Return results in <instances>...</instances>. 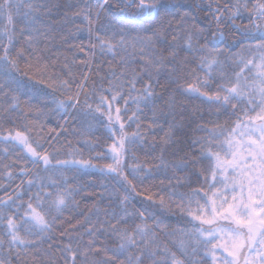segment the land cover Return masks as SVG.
I'll use <instances>...</instances> for the list:
<instances>
[{"label": "trees", "instance_id": "obj_1", "mask_svg": "<svg viewBox=\"0 0 264 264\" xmlns=\"http://www.w3.org/2000/svg\"><path fill=\"white\" fill-rule=\"evenodd\" d=\"M185 1L188 5L180 6L176 0H165L169 5L168 13L140 16L134 15V9L121 11L124 8L122 0H110L96 25L111 21L117 28L127 26L125 31L129 34L125 38L130 40L162 31L167 43L157 42L156 47L164 49L165 55L171 51L172 44L178 45L177 58L158 76L153 73L151 100H138L144 85L149 82V77L142 75L137 77V91H131V86L126 83L120 96L112 101L113 107L120 108L124 131L130 136L139 134L136 140L125 141L123 171L135 185V192L123 204L121 201L131 189L126 191L122 178L99 168L72 164H58L45 170L43 163L34 164L30 154L12 142L9 133L25 132L31 140L38 141L41 147L37 151L42 155L46 152L53 164L72 160H90L94 165L112 163L108 109L101 105V111H96V107L101 95L112 100L109 91L113 80L111 73L116 71L119 75L125 67L121 57L130 55L127 68L139 72L144 67L141 57L149 54L150 49L144 48L141 52V45L137 44L135 51L131 47L126 51L117 49L113 55L106 50L102 52L98 46L93 48L92 45H98L95 33L90 36L87 31L78 30L85 27L83 17L78 14L91 8L95 20L94 14L101 0H24V3L46 6L36 14L34 22L20 17L14 20V25H8L6 19L0 20V56L4 55L3 49L7 46L9 56L21 72L27 73L24 76L0 73V199L11 198L17 205L21 202L26 205L34 193L41 192L38 183L47 185L43 191L55 190L50 186V180L61 190L65 187L76 189L68 206L54 213L56 221L48 234L51 239L43 242L45 249L49 244L53 246L51 252L58 264H63L60 248L70 242L69 234L79 237L82 247L93 239L96 247H114L118 241L106 231L109 223L129 229L147 224L155 230L162 244L166 243L178 256L175 241L181 238L182 230L183 238L190 244L188 258L193 262L199 259L202 264H213L204 254L203 245L192 254V249L197 247L194 228L199 226V221H193L188 214V199L193 192H199L195 200L204 205V192L211 196V191H215L208 188L212 183L209 168L213 162L203 154L207 148L205 141L213 139L209 130L232 128L244 118L245 112L253 116L255 113L250 111L246 100H233L230 105L222 106L187 92L186 88L194 83L201 87L197 77L201 81L207 78L210 87H201V91L210 94L217 92L219 85L234 82L235 73L243 67L238 63V54L257 42L254 37L259 34L252 29V24L259 21L254 16L250 18L247 11L231 19V12L216 11L218 6L223 9L225 5L236 3L241 6L246 3L250 9L254 0ZM5 27L13 33L12 44L4 34ZM193 27L202 29L203 33L193 39V50L190 51L186 41L188 30ZM238 27L250 29L252 36L242 35ZM197 45H207L213 52L221 53L218 59L222 67L213 66L212 76L198 67L201 53L195 51ZM38 58L40 65L47 66L46 71L37 72ZM221 74L225 78L222 79ZM243 75L254 79L256 69L251 72L244 69ZM62 81L67 82V88L60 86ZM48 84L56 91L48 88ZM14 97L18 98L19 107H12ZM70 97L75 99L70 100ZM111 115L115 118L116 113L113 111ZM97 155L102 158L97 159ZM134 166L139 169L136 173L132 171ZM17 193H20L19 199ZM191 208L196 209L195 202ZM125 209L129 213L127 223L118 224ZM24 210L21 208V214ZM61 224L66 226L65 230L58 229ZM93 229L96 230L95 237L90 234ZM168 233H175V236ZM72 243L75 246L77 241ZM217 256H220L219 252ZM77 264H81L79 258ZM145 264L151 262L145 258ZM240 264H244L243 259Z\"/></svg>", "mask_w": 264, "mask_h": 264}, {"label": "snow or ice", "instance_id": "obj_2", "mask_svg": "<svg viewBox=\"0 0 264 264\" xmlns=\"http://www.w3.org/2000/svg\"><path fill=\"white\" fill-rule=\"evenodd\" d=\"M109 3L110 0H101L97 4L95 20L91 8L78 14L85 21V27L78 30L87 31L90 36L95 33L98 45H92V47L98 46L102 52L106 50L113 55L117 49L126 51L131 47L135 51L137 44L141 45V52L144 48L150 49L149 54L141 57L144 67L139 72L134 68L131 70L127 68V63L132 58L130 55L121 57V63L125 67L120 70L119 75L116 71L111 73L113 80L110 81L109 91L112 93V100L101 95L96 107V111H101V105L108 109L107 115L112 139L109 147L112 163L94 165L90 160H72L57 161L56 164H53L46 152L42 155L37 151L41 147L39 142L31 140L25 132L16 131L14 135L10 132L9 136L12 142L18 143L30 154L29 158L34 164L43 163L45 170L49 167H56L58 164L61 166L72 164L80 167L99 168L102 172L122 178L126 184V191L131 189L121 201L123 204L135 192V185L131 180H128L123 171L125 141H134L139 138V134L134 133L130 136L124 131V125L120 122V108L113 107L112 101L120 96L126 83L131 86V91H137V77L142 75L148 76L149 82L144 85L143 94L138 100H151L153 73L155 72L158 76L167 64H171L177 58L176 48L178 45L172 44L171 51L165 55L164 49L156 47L157 42L167 43L162 31L157 30L153 32L152 36L136 37L130 40L125 38L129 34L125 31L127 26L117 28L111 21L96 26ZM122 3L124 8L121 11L134 9V15H162L169 11V5L165 0H122ZM42 7L46 6L32 2L24 3V0H0V20L6 19L8 25H14V20L20 17L28 22H34L36 14ZM216 11L231 12L230 19L242 11L249 12L250 18L254 16L256 21H259V23L253 21L252 24V29H255L259 34L258 37H254L257 42L238 54V63L243 67L240 72L235 73L234 82L223 83L219 85L217 92L210 94L201 91V87H210L207 78L201 81L197 77V83L201 87H197L195 83L189 84L186 91L198 94L208 101L219 103L222 106L230 105L233 100H246L250 111L255 115L245 112L244 118L238 120L234 127L227 130L223 128L209 130L213 134V139L205 141L208 147L203 154L213 162L209 168L212 183L208 184V188L210 191L212 189L215 191H211V196L208 195V192H204V205H201L199 200H195V197L200 195L199 192H193L188 199V214L193 221H199V226L194 228L197 247L192 249V254H196L199 247L203 245L204 254L213 261V264H220L221 261L222 264H240L241 259L244 264H264V0H254L250 9L246 3L243 6L236 3L231 6L225 5L223 9L218 6ZM133 30L135 29H130V31ZM237 30L246 37L252 36L250 29L238 27ZM202 33V29L196 30L194 27L188 30L186 41L188 50H193V39L202 36ZM4 34L8 38V43L12 44L13 33H10L5 27ZM220 35L223 36L222 33ZM117 37L119 38L117 39ZM173 40H176L175 36ZM3 51L4 55L0 56V73L4 76H12L15 73H19L21 76L27 75V73L21 72L16 61L9 56L7 46H4ZM195 51L201 53L198 67L206 70L208 76L213 75V66L222 67V62L218 59L221 53L213 52L207 45H197ZM244 69H248L250 72L252 69H256L255 78L250 79L244 76ZM36 70L37 72L47 70L46 65L39 64V58ZM221 75L222 79L225 78L223 74ZM40 83L45 82L40 81ZM60 86L67 88L68 84L66 81H62ZM77 87H82V85ZM48 88L53 89V92L56 91L52 84H48ZM257 96L259 97L258 103H256ZM69 99L74 100L75 98L70 97ZM60 104L62 106L63 101ZM19 106L18 98L14 97L12 107ZM232 107L236 106L232 105ZM257 108H259L258 112ZM113 111L116 113L115 118L111 115ZM213 148L218 150L213 151ZM96 158L101 159L102 157L97 155ZM132 171L136 173L139 169L134 166ZM22 172L27 175L23 169ZM28 183L29 186L32 185L31 180ZM49 183L55 189L54 191H43L47 185L38 183L37 186L41 192L34 193L26 205L23 202L17 205L16 201L11 198L7 201L0 199V206H2L0 208V226L3 228V231L0 232V264H58L51 252L53 246L49 244L45 249L43 242L46 239H51L48 234L52 231L56 221L54 213H59L68 206V201L76 189L65 187L61 190L56 186L55 181L50 180ZM217 184L220 185L219 188L216 187ZM19 196L20 193H17V199ZM193 202L196 203L195 210L191 208ZM161 204H163L162 200ZM21 208L25 209L22 214ZM11 213H16V215ZM139 215L143 219V214ZM128 216L129 213L125 209L117 223H127ZM106 231L116 237L118 243L114 247H96L94 239L89 240L86 247H82L79 243L80 238L69 234L70 242L60 248L63 264H77L78 258L81 264H145V258L151 264H202L199 259L193 262L188 258L190 244L183 238L182 230L181 238L175 241L179 256L166 243L162 244L155 230L147 224L135 225L134 228L129 229L109 223ZM95 232L96 230L93 229L90 234L95 237ZM168 235L175 236V233H168ZM32 237H36V239H32ZM73 240L77 241L75 246L72 243ZM218 252L220 253L219 257L217 256ZM121 256L124 259H120Z\"/></svg>", "mask_w": 264, "mask_h": 264}, {"label": "bare ground", "instance_id": "obj_3", "mask_svg": "<svg viewBox=\"0 0 264 264\" xmlns=\"http://www.w3.org/2000/svg\"><path fill=\"white\" fill-rule=\"evenodd\" d=\"M176 4H179L180 6H185V5H188L187 4V1H182V0H176ZM179 12H183L182 10H178ZM178 13V12H177ZM58 229L60 230H65L66 229V226L64 224H61L60 226H58Z\"/></svg>", "mask_w": 264, "mask_h": 264}]
</instances>
